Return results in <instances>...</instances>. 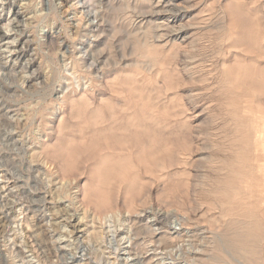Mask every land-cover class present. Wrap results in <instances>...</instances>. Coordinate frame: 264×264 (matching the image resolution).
<instances>
[{"label": "rangeland", "instance_id": "rangeland-1", "mask_svg": "<svg viewBox=\"0 0 264 264\" xmlns=\"http://www.w3.org/2000/svg\"><path fill=\"white\" fill-rule=\"evenodd\" d=\"M250 47L264 69V0H0V264H264V176L235 150ZM169 140L162 180L91 196L98 142Z\"/></svg>", "mask_w": 264, "mask_h": 264}, {"label": "bare ground", "instance_id": "bare-ground-1", "mask_svg": "<svg viewBox=\"0 0 264 264\" xmlns=\"http://www.w3.org/2000/svg\"><path fill=\"white\" fill-rule=\"evenodd\" d=\"M246 41V40H245ZM250 41H252V40H250ZM248 43H249V41H248ZM247 43V44H248ZM252 43V42H251ZM250 43V44H251ZM220 52V51H219ZM251 53V47L250 48H248V51H247V48H246V50H245V55L247 56H249V59H251L250 57H251V55H252V53ZM247 56V57H248ZM247 57H246V59H247ZM252 57H253V55H252ZM186 59V58H185ZM188 59V58H187ZM186 59V60H187ZM195 59V58H194ZM190 60V59H189ZM192 61V60H191ZM196 60H194V62H195ZM240 61V60H239ZM242 61V60H241ZM254 61H257L254 57L250 60V61H248V65L247 64H245V67H243L244 69L246 68V65H247V68H248V71H247V74H249L250 72H251V74H257L259 77H260V80L258 81V79L257 80H255V81H253V80H251V81H253L252 82V86L254 87L255 86V88L256 89H258V91H260V94L259 95H255V97H253V98H251V101H252V103H254L255 104V106H257V107H255L254 109L252 108V106H248V108H247V111L244 113L245 114V117H244V122H243V124H242V133H243V136L241 137V140H240V142H239V139H237V141H235V144L237 143V145H238V143H239V146H236V147H238L237 149H238V151H237V149H235L236 150V153L237 152H239L240 153V155H241V157H240V159H241V162H242V160L244 159V164H246V163H248V167H249V170H251V171H249V173H250V175L251 176H249V180H250V177H252V180L253 179H255V177H253V176H264V165H262V164H260V163H257L258 161H259V159H263L264 158V69H262L261 68V66H259V65H261V64H258V62H257V64L254 62ZM184 62H187V64H188V62L189 61H184ZM235 62V61H234ZM191 63V62H190ZM243 63H244V60H243ZM261 63V62H260ZM185 65H186V63H184ZM183 64V65H184ZM241 64H242V62H241ZM241 64H239V66L241 65ZM191 65V64H190ZM238 66V65H237ZM236 66V67H237ZM262 66H264V65H262ZM184 67V66H183ZM186 67H189V66H186ZM185 67V68H186ZM234 67V66H233ZM189 68H191V67H189ZM189 68H186V69H188L187 70V72L189 71ZM239 67H237V70H236V74H238L237 73V71L239 70L238 69ZM243 68H240V70L243 72L244 70H243ZM184 69V68H183ZM185 70V69H184ZM232 70H235L234 68L232 69ZM231 70V71H232ZM186 71V70H185ZM250 71V72H249ZM242 72H240V73H242ZM246 72V71H245ZM228 73V72H227ZM239 73V74H240ZM191 74V73H190ZM223 74V76L222 77H225L226 75H228V77H229V74H226L225 73V76H224V73H222ZM231 74H233V73H231ZM246 74V73H245ZM245 74H243L244 76H246ZM235 75V74H234ZM234 75H233V78H235L234 77ZM188 76H189V73H188ZM249 76H251V75H249ZM248 76V77H249ZM243 76H241V78H242ZM247 77V78H248ZM257 77V76H256ZM239 78H240V76H239ZM239 78H238V81H239ZM224 78H222V81H224L223 80ZM243 79H245V77L243 78ZM250 78H248V80H249ZM229 80L231 81V77H229ZM233 80H235V79H233ZM243 81V80H242ZM241 82V81H240ZM239 82V83H240ZM249 82V81H248ZM245 84V83H244ZM250 84V83H249ZM224 85V84H223ZM245 85H247V84H245ZM227 86H229V85H227ZM230 86H231V84H230ZM249 87H251L250 89L252 90V86L251 85H248ZM237 89H241L243 86L241 85V87H238V84H237ZM230 89V88H229ZM231 89H232V87H231ZM239 89V90H240ZM246 89V88H245ZM254 89V88H253ZM242 90V89H241ZM247 90V89H246ZM246 90H244V91H246ZM250 90V91H251ZM234 91V90H233ZM248 91V90H247ZM257 91V90H256ZM230 92H231V90H230ZM236 93H238V91H236ZM239 93H241V92H239ZM243 93H245V92H243ZM234 94V93H233ZM248 94H250L249 92H248ZM236 94H234L233 95V97L235 96ZM244 95H246V93L244 94ZM244 95L242 94V97H244ZM238 96V95H237ZM240 96H241V94H240ZM239 96V97H240ZM250 96H252V95H247V98L246 99H248ZM233 97H231V100H232V98ZM235 98V101H238L239 102V99L237 100L236 99V96L234 97ZM234 100H232L231 102H233ZM251 101H248V102H251ZM251 103V105H254V104H252ZM233 108H235L234 106H233ZM233 108H232V110H233ZM240 109V108H239ZM230 110V109H229ZM237 111V110H236ZM235 111V112H236ZM232 111H230L229 113H231ZM233 114H234V112H233ZM238 114H239V112H238ZM238 117V116H237ZM236 120V119H235ZM240 120V119H239ZM237 122V121H236ZM143 123V122H142ZM239 123V122H238ZM172 124V123H171ZM175 124H177V123H175ZM179 124H180V122H179ZM168 125H169V123H168ZM173 125V124H172ZM166 126V125H165ZM181 126V125H180ZM163 127H164V125H163ZM236 127V126H235ZM130 128H132V127H130ZM138 128V127H137ZM142 128V127H141ZM154 128V127H153ZM239 128V127H238ZM101 129V128H100ZM100 129L99 130H96V133L99 131V133H100ZM169 129V128H168ZM183 129V128H182ZM240 129V128H239ZM239 129H238V132H239ZM170 130V129H169ZM175 130L176 129H174V132H171L172 134L173 133H175ZM241 130V129H240ZM102 131V130H101ZM136 131V130H135ZM187 132H188V130H186ZM170 133V134H171ZM178 133V132H177ZM176 134V133H175ZM179 134V133H178ZM178 134H176V135H178ZM180 134H182V133H180ZM236 134V133H235ZM238 135H239V133H237ZM148 135V134H147ZM169 135V133L168 134H166V136H168ZM186 135V134H185ZM184 135V136H185ZM96 136H100V134H96ZM233 136V135H232ZM174 137H175V135H174ZM8 138V137H7ZM122 138V137H121ZM131 139V138H130ZM232 139L233 138H231V140H230V142L232 141ZM236 140V139H235ZM9 141H3V143H2V146H4L5 147V150H7L8 151V149L6 148V147H8V145L9 144H7ZM232 142H234V140L232 141ZM71 143V142H70ZM168 144H165L164 143V145L162 146V147H157V149H152V150H150V151H148L147 149V151H145L144 149H143V147H140L139 146V144L138 145H136V144H134V143H130L129 141H118V142H114V143H111V144H107V143H100V142H98V144L96 145V151H94L92 154H91V158H92V160L94 161V163H95V165H96V174L94 175V179H96L97 181H98V192L97 191H95V193H94V195H91V196H94L95 198H96V194H97V198H99L100 200H102L103 198L105 199V195H106V190H107V188H108V186L110 185H115V184H118V185H120L121 187H124V189H125V191L128 193V194H130V195H133L134 193H137L139 190H138V184H139V182L141 181V178L143 177V176H152V177H154V178H156V179H159V180H162L165 176H166V173L167 172H164L165 171V168L164 167H159L158 165H156L155 166V164H156V162H158V160H160V159H163L166 155L168 156V154H169V152H170V150H171V147L169 146V144L171 143V141L169 140L168 142H167ZM92 146H94V145H92ZM230 147H232V145L230 146ZM84 148H85V146H84ZM153 148V147H152ZM234 147H232L231 149H233ZM2 149V148H1ZM0 149V151H1V159H3V160H5L6 161V159L9 157V152H7L6 153V151L4 150V149H2L1 150ZM13 149V148H12ZM16 150V149H15ZM234 150V149H233ZM232 150V152H234ZM5 151V152H4ZM19 151V150H18ZM12 153V152H11ZM18 153V152H17ZM13 154V153H12ZM232 154V153H231ZM16 155V154H15ZM11 156H13V155H11ZM57 156V155H56ZM10 158H13V157H10ZM61 158H63V157H61ZM249 158L251 159V163H252V161L254 160V164H253V166L251 167L250 166V164H249ZM253 158V159H252ZM223 160H225V159H222V161ZM226 160H228V159H226ZM7 161H8V159H7ZM222 161H221V164H222ZM262 161V160H261ZM263 162V161H262ZM65 163V162H64ZM108 164H111L112 165V167H113V170L111 171V174H110V176H112L113 174V176H112V178H108V176L107 177H105V178H100L99 179V171H100V169L101 168H104L105 166H107ZM230 164H232V163H230ZM8 165V164H7ZM223 165V164H222ZM221 165V166H222ZM228 165V164H227ZM227 165H225V166H227ZM252 165V164H251ZM247 166V165H246ZM222 167H224V165L222 166ZM221 167V168H222ZM235 167V166H234ZM234 167H232L233 169H234ZM239 167H241V166H239ZM250 167H251V169H250ZM28 168V167H27ZM231 168V165H230V169H231V171L233 170ZM30 169V168H29ZM114 169H116L117 171H115ZM229 169V168H228ZM246 169H248V168H246ZM28 170V169H27ZM95 170V169H94ZM243 170V169H242ZM238 171V170H237ZM236 171V172H237ZM28 172H30L29 170L27 171V173ZM116 172V173H115ZM243 172V171H242ZM242 172H237V173H242ZM245 172V171H244ZM243 172V173H244ZM246 173V172H245ZM249 173L247 174V175H249ZM258 174V175H253L252 176V174ZM30 174V173H29ZM28 174V175H29ZM31 175H32V173H31ZM225 176V175H224ZM245 176V175H244ZM32 177V176H31ZM30 177V178H31ZM223 177V176H222ZM221 177V178H222ZM216 178V177H215ZM214 178V179H215ZM229 178H231V176H229ZM232 178H234V177H232ZM169 179V178H168ZM167 179V180H168ZM226 179H228V178H226ZM245 179H248V178H245ZM28 180H29V178H28ZM229 181H231L232 179H228ZM249 180H247L248 182H249ZM223 180L221 179V183H227V180H226V182L224 181V182H222ZM233 181V180H232ZM231 181V185L230 186H233L234 184H235V180L232 182ZM254 181V180H253ZM29 182H30V180H29ZM219 182V181H218ZM246 182V181H245ZM259 182V181H258ZM96 183V182H95ZM213 183V182H212ZM216 182H214L213 184H215ZM255 182H252V186H253V184H254ZM217 184V183H216ZM215 184V185H216ZM233 184V185H232ZM242 183H240L239 185H241ZM259 184V183H258ZM214 185V186H215ZM237 186L238 188L240 187V186ZM245 185V184H244ZM249 185H250V183H249ZM249 185H247V187L250 189V186ZM263 185V184H262ZM218 186V185H217ZM216 186V187H217ZM228 186H229V183H228ZM235 186V185H234ZM246 186V185H245ZM258 186V185H257ZM223 187H225V186H223ZM223 187H219V188H223ZM229 188V187H228ZM242 188H243V186H242ZM252 188V187H251ZM96 189V188H95ZM123 189V190H124ZM240 189H241V187H240ZM244 189H245V187H244ZM243 189V190H244ZM257 189V188H256ZM232 190V189H231ZM230 190V191H231ZM235 190V189H234ZM242 190V191H243ZM215 191V190H214ZM221 191V190H220ZM220 191H219V194H218V190L215 192L216 194L214 195V197H216L217 195L219 196V199L218 200H229L230 198H229V194H230V192H229V194H227V192L225 191V192H222L221 194H220ZM237 191V190H236ZM238 191H240V190H238ZM245 191V190H244ZM259 191V190H258ZM263 191V190H262ZM31 191H29V196L30 197H37L38 198V196H35V192H33V193H35V194H32V193H30ZM97 192V193H96ZM247 192H249V190L247 191ZM246 192V193H247ZM251 192V191H250ZM249 192V193H250ZM23 193V192H22ZM240 193V192H239ZM243 193V192H242ZM245 193V194H246ZM252 193H254V192H252ZM258 193H260V191L258 192ZM263 193V192H262ZM214 194V193H213ZM248 194V193H247ZM247 194H246V196H247ZM25 195V194H24ZM257 195H259V194H257L256 193V197H257V202H255V204H254V207L256 208V210L257 211H259L260 213H259V215L261 214L262 216H261V218H263L264 217V206L262 207L261 205H260V203H262V201H260V197L261 196H257ZM232 196V195H231ZM238 196V195H237ZM246 196H244V193H243V197H246ZM232 197H234V196H232ZM236 197V196H235ZM242 196L240 197V199L241 198H243ZM252 197V196H251ZM259 197V198H258ZM264 197V196H263ZM26 198H28V197H26ZM94 198V199H95ZM221 198V199H220ZM253 198H255V197H253ZM104 199L101 201V202H103V204H105L104 202ZM238 199V198H237ZM240 199H238V203H239V200ZM98 200V199H97ZM245 200V199H244ZM247 200V202H248V200H249V198H247L246 199ZM256 200V199H255ZM262 200V199H261ZM95 201H96V199H95ZM94 201V202H95ZM243 201V200H242ZM227 203H228V201H227ZM237 203V204H238ZM243 203H245V201H243ZM250 203V202H249ZM223 204H224V202H223ZM229 204V203H228ZM233 204V203H232ZM239 205V204H238ZM34 206H35V203H34ZM95 206H96V202H95ZM242 206V205H241ZM251 206V205H250ZM37 207V206H36ZM36 207L34 208V209H36ZM239 207V206H238ZM244 207V206H243ZM32 208V207H31ZM254 208V209H255ZM237 210V209H236ZM246 211H248V210H245L244 208H243V212H245L246 213ZM250 211V210H249ZM253 211V210H252ZM232 212V211H231ZM239 212H242V211H240V209H239ZM229 213H230V211H229ZM235 212H233V213H231L232 215L234 214ZM236 213H237V211H236ZM249 214H251L250 212H249ZM254 214H255V212H254ZM254 214H252V215H254ZM242 215V214H241ZM245 215V214H244ZM256 215V214H255ZM236 216V215H235ZM255 217V216H254ZM257 218H258V216H256ZM244 218V217H243ZM245 218H247V215L245 216ZM249 219H252V218H249ZM255 220H256V218H255ZM258 221H260V220H258ZM257 221V222H258ZM252 222H254V221H252ZM257 222L254 224V225H256L257 224ZM242 223V222H241ZM262 224L264 223V222H261ZM260 223V224H261ZM238 224H240V223H238ZM249 224V226L248 227H250V222L248 223ZM253 224V223H252ZM2 225V224H1ZM235 225H236V222H235ZM235 225H233V226H235ZM254 225H252V226H254ZM238 225H236V227H237ZM240 226V225H239ZM244 226V225H243ZM259 226V225H258ZM258 226H256V228H253V229H255V231L256 230H258L257 228H258ZM264 226V225H263ZM242 227V226H241ZM241 227H238V228H241ZM247 227V225H246V229L248 228ZM255 227V226H254ZM261 227V226H260ZM238 228H236L235 230H237ZM244 228H245V226H244ZM243 228V229H244ZM249 230V229H248ZM260 231V230H259ZM251 232H252V230H251ZM250 233V232H249ZM256 233H259V232H256ZM233 234V233H232ZM237 234V233H236ZM224 235V234H223ZM234 235H235V233H234ZM249 235H251V234H249ZM256 235V234H255ZM258 236V235H257ZM234 238H235V236H234ZM240 239V236H239V238L237 239V242H238V240ZM248 239V238H247ZM253 239V238H252ZM227 240V238L225 239V241ZM234 240V239H233ZM232 240V241H233ZM235 241V240H234ZM240 241H241V239H240ZM252 241V240H251ZM228 242V241H227ZM242 242H244V241H242ZM246 242V241H245ZM225 243V242H224ZM235 243V245H236V242H234ZM240 243V242H239ZM226 244H228L229 245V242L228 243H226ZM231 244V243H230ZM233 244V243H232ZM234 245V244H233ZM234 245V246H235ZM233 246V247H234ZM239 246V245H238ZM243 247H244V245H242ZM236 247V246H235ZM242 247V248H243ZM82 251H84L83 249H82ZM82 253V252H81Z\"/></svg>", "mask_w": 264, "mask_h": 264}]
</instances>
